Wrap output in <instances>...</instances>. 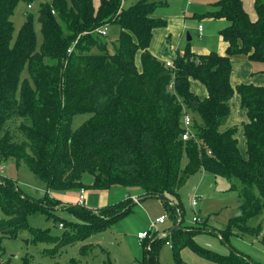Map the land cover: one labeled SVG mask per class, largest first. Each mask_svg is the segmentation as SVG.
I'll return each mask as SVG.
<instances>
[{"label":"trees","instance_id":"16d2710c","mask_svg":"<svg viewBox=\"0 0 264 264\" xmlns=\"http://www.w3.org/2000/svg\"><path fill=\"white\" fill-rule=\"evenodd\" d=\"M19 1L0 0V162H23L47 185V192L42 198H29L0 176V242L29 229L33 244H54L48 252L53 256L69 241L83 239L130 213L128 198L95 211L84 207L85 198L77 205L80 190L86 194L81 186L84 174L92 176L95 190L117 186L160 198L172 216L182 210L181 186L203 171L239 182L243 219L263 211L264 88L252 84L233 88L230 83L233 59L264 64L263 0L254 1L255 20L242 0H215L214 10L204 16L226 22L219 32L226 43L224 54H195L186 47L182 54L167 58L172 67L148 50L153 29L166 26L153 16L160 2L99 0L95 6L94 0H52L39 9L42 43L37 49L30 14L12 42L11 16ZM110 25L119 29L116 46L107 34L97 32ZM25 68L32 85L20 82ZM190 80L205 87L203 99L191 92ZM235 93L247 117L242 125L244 157L238 149V127L228 125ZM187 110L192 114V135L182 140ZM78 114L90 117L72 130V118ZM52 191L76 193L75 203L63 207L78 217L71 224V237H52L27 224L32 213L50 214L46 202L62 205L50 199ZM59 224L63 230L64 224ZM197 232L195 228L186 235L182 228L173 229L150 247L161 240L170 242L175 264H184L180 258L184 247L214 264H260L235 251L222 255L196 245L192 237ZM152 248L145 251L147 264H157V249ZM2 264L14 263L7 257Z\"/></svg>","mask_w":264,"mask_h":264},{"label":"rangeland","instance_id":"374dc122","mask_svg":"<svg viewBox=\"0 0 264 264\" xmlns=\"http://www.w3.org/2000/svg\"><path fill=\"white\" fill-rule=\"evenodd\" d=\"M51 1L31 0L27 2L21 0L18 2L11 16L13 23L12 42L17 37L27 14H30L33 18L36 46L37 49L40 48L42 35L39 9L41 5L49 4ZM98 1L94 0V3H98ZM153 1L160 2L162 4L160 8H163L155 13L156 16H162L163 19H167L170 14L181 18L186 16L187 28L183 31L179 42L176 44L175 38L172 36V38L166 36L164 38L168 48H170L169 43H172L173 48L170 50H178V53L184 52L186 47L190 49L195 45L203 47L206 42L209 47H215L223 26L221 22L212 21L204 16L207 12L214 10L212 5L208 6L207 4L215 0ZM27 5H30L29 9ZM198 25L202 26V33L198 32ZM187 33L191 37L190 41H187ZM118 34L117 25L107 27V40L114 46L117 45ZM206 36H209L208 40L205 38ZM156 39L157 35H155L154 40L156 41ZM163 52L162 58L165 55ZM137 64L139 66V62ZM251 67L256 70H264L262 63H253ZM23 80H27L32 85L27 68L21 73L20 82ZM19 88L20 86H18ZM187 113L192 116L189 110ZM89 117V114L75 115L71 121V129L76 130ZM0 166L3 167L0 176L11 180L23 195L39 199L46 194L47 185L38 179L23 162L7 159L1 161ZM92 182V176L89 174H84L81 178V186L86 189L84 207L88 210L95 211L105 206L115 205L130 196L139 198V203L135 204L132 201L130 204L126 203V207L130 209L129 214L83 239L69 241L67 245L58 249L53 256L48 252L54 249V244H33L29 229L19 231L16 238L1 240L0 248L4 254L0 256V262L3 263L7 257H11L14 264H22L23 261H27L29 264H70L71 260L77 264H103L106 261L111 264H147L145 251H152V247H156L157 264H175L172 257V244L169 248L161 240L156 245L149 247L148 242L142 245L136 237L137 233L148 229L151 221L166 214L169 217L165 222V227L161 228L156 235H159L163 230H171L174 225L185 230L186 235L198 228V232L192 237L196 245L222 255H229L231 251H235L255 262L264 264V209L259 215L243 219L240 208L241 200L237 192L240 184L235 180L216 178L203 171L195 173L181 186L179 194L182 210H176L172 216H170L169 211L165 210L164 203L160 198L144 197L136 191L129 192V190L117 186L108 190H95L91 187ZM231 186L234 189H231ZM48 195L52 201L61 202L63 206L46 202V212L48 211L50 214L35 212L28 215L27 224L29 228L36 232L46 231L52 237H71V224L78 222V217L63 207L66 206V203L68 205L75 203V192L52 191ZM192 196L197 202L195 208H192L191 205ZM194 216L199 220L196 225L191 223ZM2 218L3 215L0 212V219ZM59 223L64 224L63 230L58 228ZM156 238L159 237H154L153 240ZM180 258L184 264H214L193 252L189 247H184L180 251Z\"/></svg>","mask_w":264,"mask_h":264},{"label":"crops","instance_id":"0c3cea01","mask_svg":"<svg viewBox=\"0 0 264 264\" xmlns=\"http://www.w3.org/2000/svg\"><path fill=\"white\" fill-rule=\"evenodd\" d=\"M130 1L135 2L137 0H130ZM254 1L255 0H242L243 8L247 12V14L251 20L256 19V13L254 11ZM212 3H213V1L209 2L207 5L208 6L212 5ZM97 4L98 3H94L95 6H97ZM161 6L156 8L153 16L156 18L163 19L162 16L159 17V16H156V14H155L159 9H163V8H160ZM208 19H210V18H208ZM163 20L166 21V26L162 27V28L153 29L152 39H151V42H150V45L148 48L149 52L154 57H156L157 59H159L161 61L166 60L165 55H163V58H162V55H161L162 52L163 51L166 52L167 49L173 48L172 43H169L170 48L167 47V42L165 41L164 38L172 36L175 38V41L177 44V42H179V40H180V37H181L183 31L187 28L186 27V16L181 18L177 15L170 14L167 17V19H163ZM210 20H212V19H210ZM212 21H215V20H212ZM219 22H221L223 27L226 26L225 21L219 20ZM199 26H201V25H198V27H197L198 32L202 33L203 28L201 26V31H200ZM158 29H161V30H158ZM155 35H157L156 41L154 40ZM208 37L209 36H206L205 38H207V40H208ZM225 50H226V43L222 40L220 35H219V40L216 43L215 47H209L208 43L206 42V44H204L203 47H200V45H195V46H192V48H191V51L193 53L202 54V55L207 54L209 52H217L218 54L223 55ZM170 51L173 53V55L178 53V50L176 51L175 49H172ZM165 52H163V54H165ZM182 53L183 52H179L178 54H182ZM137 62H139V55L137 56L136 64H137ZM137 66H138V64H137ZM263 72H264V70L253 69L251 67V64L248 61H246L245 58L238 57V58H235L232 60V71H231V76H230V83H231L233 88H235V86H237L239 84H252L254 86H260V87L264 88V73ZM190 90L199 99H203L206 96L205 87L196 80H190ZM229 107H230V117L228 119V125H235L238 127L236 139H237L238 149H239L241 155L244 157L246 154V147H245V140L243 137L242 125L247 122V117H246V111L240 107V98L236 93L231 98ZM163 227H165V224L161 228L163 229ZM173 229H177L176 225H174L171 230H173ZM171 230L165 231V232L168 233ZM149 241H153V239L148 240L147 245H150L151 242H149Z\"/></svg>","mask_w":264,"mask_h":264},{"label":"built area","instance_id":"2783aa9c","mask_svg":"<svg viewBox=\"0 0 264 264\" xmlns=\"http://www.w3.org/2000/svg\"><path fill=\"white\" fill-rule=\"evenodd\" d=\"M27 8L29 9L30 5H27ZM52 14H54L53 11H52ZM199 30L201 31V26H199ZM97 32H98V34H100L102 36H106L107 28H105V27L100 28L97 30ZM70 51H71V49L68 50V52H70ZM165 65L167 67L173 66L171 60H169V59L165 60ZM171 86H172V84L170 85L169 88H171ZM182 122H183V127H184V132L182 134V140H187L191 137L192 131H191V116L186 111H184V114L182 117ZM2 171H3V167L0 166V173H2ZM84 195H85L84 190H80L77 205L81 206L84 204V198H85ZM128 199L135 204L139 203V198H136V196H130ZM191 205H192V208H195L197 205V202L193 196H192ZM167 219H168V215H166V214L158 216L156 219H154L153 221L150 222L148 229L146 231L137 233V236H136L137 240L139 242L143 243V241L152 240L154 237H159V238L167 237L168 233L165 232L164 230L159 235H156L159 232L160 228L165 224ZM179 222L180 221L178 220V223ZM191 223H192V225H194V224L196 225L197 223H199L198 218L196 216H194L191 219ZM181 224H183V223H181ZM59 228H62V224H59ZM165 245L168 246L169 248H171L170 242H166Z\"/></svg>","mask_w":264,"mask_h":264},{"label":"water","instance_id":"95a60500","mask_svg":"<svg viewBox=\"0 0 264 264\" xmlns=\"http://www.w3.org/2000/svg\"><path fill=\"white\" fill-rule=\"evenodd\" d=\"M191 38L189 36V34L187 33V41H190ZM165 56L169 59H172L174 57L173 53L170 51V49H167L166 53H165ZM178 229V228H177ZM172 231V230H171ZM170 231V232H171ZM169 233V232H168Z\"/></svg>","mask_w":264,"mask_h":264}]
</instances>
